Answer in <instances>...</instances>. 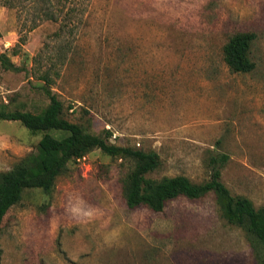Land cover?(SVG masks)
Listing matches in <instances>:
<instances>
[{"label": "rangeland", "instance_id": "374dc122", "mask_svg": "<svg viewBox=\"0 0 264 264\" xmlns=\"http://www.w3.org/2000/svg\"><path fill=\"white\" fill-rule=\"evenodd\" d=\"M50 5L55 21L42 17L41 0H0V53L17 66L0 65V105L39 112L48 88L69 121L155 150L152 178L207 180L210 157L224 153L221 181L264 205V0ZM238 31L256 34L250 72L223 59ZM41 136L0 120V171L35 151ZM131 167L95 148L49 193L26 189L1 223L0 264H255L246 232L225 220L211 192L179 196L161 211L129 208L121 178Z\"/></svg>", "mask_w": 264, "mask_h": 264}, {"label": "trees", "instance_id": "16d2710c", "mask_svg": "<svg viewBox=\"0 0 264 264\" xmlns=\"http://www.w3.org/2000/svg\"><path fill=\"white\" fill-rule=\"evenodd\" d=\"M51 1L41 0L45 7L40 13L42 17L55 21L59 16L57 10L50 7ZM56 1L63 4L67 0ZM255 39L253 31H238L229 36L223 46V59L231 71L245 73L254 69L251 49ZM0 65L5 70L17 67L3 53H0ZM42 78L47 83L52 80L48 72ZM46 94L49 102L39 112L0 105V120L18 121L30 132L42 133L35 151L23 156L11 168L0 171V226L8 210L19 203L26 189L49 193L56 178L71 162L97 148L113 158L132 162L131 169L121 178L122 195L129 208L144 206L161 211L167 201L179 196L197 199L211 192L225 220L246 232L255 264H264V205L255 206L246 196L232 194L221 181V167L228 159L226 154L210 157L209 179L201 182L192 181L184 174L152 178L147 174L161 163L155 150L112 143L108 140L111 135L108 129L100 134L88 132L63 116V104L57 93L47 88Z\"/></svg>", "mask_w": 264, "mask_h": 264}]
</instances>
